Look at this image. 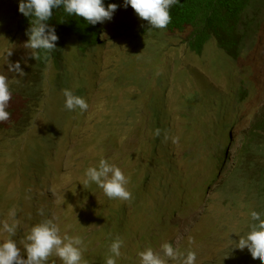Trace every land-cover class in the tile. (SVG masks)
<instances>
[{"label": "rangeland", "instance_id": "374dc122", "mask_svg": "<svg viewBox=\"0 0 264 264\" xmlns=\"http://www.w3.org/2000/svg\"><path fill=\"white\" fill-rule=\"evenodd\" d=\"M15 1L0 0V74L12 91L11 118L0 123V243L15 209L19 247L32 226L52 219L61 236L82 238L88 264H106L117 236L124 244L116 264H140L139 252H159L166 242L196 252L195 264H261L230 240L248 233L252 211L264 218V199L235 182L239 140L264 107V0L236 60L214 40L196 55L183 35L152 28L124 6L101 27L97 44L79 50L71 39L62 58L41 72L15 29ZM17 62L23 77L8 70ZM64 89L85 98L87 111L67 110ZM219 101L224 118L212 120L222 119L223 127L212 145L200 146L195 141L210 136L217 113L208 104ZM214 156L224 164L213 180ZM101 158L129 177L132 199H109L95 183L83 184L86 169ZM147 169L179 185L168 190L157 177L140 192L134 182ZM47 264L63 262L53 255Z\"/></svg>", "mask_w": 264, "mask_h": 264}, {"label": "clouds", "instance_id": "9594fccd", "mask_svg": "<svg viewBox=\"0 0 264 264\" xmlns=\"http://www.w3.org/2000/svg\"><path fill=\"white\" fill-rule=\"evenodd\" d=\"M177 0H124V5L130 6L136 15L143 21H147L150 27L165 29L171 22L170 7ZM63 7L69 15L83 18L88 24L96 25L111 20L117 10L116 4H108L105 7L103 0H20L18 11L25 17L31 18L30 27L27 30L28 40L25 47L32 50H43L46 54L56 50L58 36L55 29L47 23L52 18L53 10ZM12 51L7 52V57ZM8 70L23 77L20 63L8 64ZM19 83V80L16 81ZM65 108L67 110L80 109L87 111L89 105L85 98L75 95L72 90L64 89ZM12 98L9 78L0 74V123L11 118L7 110ZM155 135H160L156 129ZM167 138V137H166ZM178 138H174L176 142ZM95 183L100 187L109 199L128 201L132 199V193L128 190L129 177H126L120 167L101 158L97 166H90L85 171L83 184L85 186ZM70 207V206H69ZM43 215V212L40 213ZM252 221L250 230L244 236H240L234 249L243 251L247 249L252 259H259L264 264V218L256 211L250 213ZM19 220L16 219L15 209L9 213V219L3 222V231L8 238L0 243V264H47L50 256H57L63 264H88L83 258V240L79 236L60 234V229L52 219H44L31 227L29 234L22 241L23 248L19 247L12 237L16 235ZM191 242V237H189ZM124 241L117 236L110 244V255L106 258V264H116L117 258L122 253ZM23 249V254L22 250ZM26 255V259L23 258ZM140 264H195L197 254L194 251H180L170 243H164L161 251L157 252L152 247L138 253Z\"/></svg>", "mask_w": 264, "mask_h": 264}, {"label": "trees", "instance_id": "16d2710c", "mask_svg": "<svg viewBox=\"0 0 264 264\" xmlns=\"http://www.w3.org/2000/svg\"><path fill=\"white\" fill-rule=\"evenodd\" d=\"M19 2L20 0L15 1L13 11L15 29L23 38L28 40L26 33L30 27L31 18L23 16L18 11ZM103 3L105 7L113 3L118 6L113 14L125 6L124 0H103ZM259 4L262 5L263 2L261 0H177V3L169 9L171 22L162 30L169 34L183 35L187 48L196 55L201 53L207 42L214 40L217 47L228 58L236 60L240 56L245 40L256 26L257 11L261 8ZM108 22L109 20L91 25L81 17L67 14L63 7L54 9L52 18L47 23L55 29V34L58 36L56 50L47 54L43 50H33L34 68L41 72L48 63L59 61L68 41L71 39L76 41L79 50L97 44L101 27ZM198 100L197 95L187 98L185 102L188 106L186 107L190 108ZM208 105L216 107L217 113L212 116L207 127L210 135L208 138H204L207 139V142L204 139L195 141L196 143L199 142L200 146L212 145L216 139L217 130L223 127L222 119L224 117L220 112L223 111L222 102ZM220 117L222 119L219 122L212 120ZM157 125L159 126L158 123ZM214 133H216L215 137L213 136ZM191 143L194 144V142ZM239 145L240 148L236 153L239 163L237 167L239 173L237 179L239 180L235 181L236 185L241 189L252 191L256 197L264 199V107L247 124L239 140ZM214 158L218 168L213 175V180L217 176L216 174L222 172L224 164L220 156H214ZM142 172L143 180L141 183L134 182L136 189L140 192H144L146 184L153 178L157 179V177L168 190H171L174 184L179 185L175 177L170 184L165 182L166 176L164 174H158L155 177L153 176L154 172L149 169ZM163 186L158 185L159 188ZM184 192L186 189L182 186L180 194Z\"/></svg>", "mask_w": 264, "mask_h": 264}]
</instances>
